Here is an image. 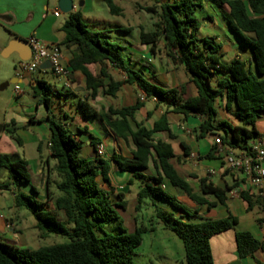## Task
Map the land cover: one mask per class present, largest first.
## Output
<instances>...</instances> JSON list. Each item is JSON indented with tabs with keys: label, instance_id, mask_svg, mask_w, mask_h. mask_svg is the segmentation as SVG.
Instances as JSON below:
<instances>
[{
	"label": "trees",
	"instance_id": "obj_1",
	"mask_svg": "<svg viewBox=\"0 0 264 264\" xmlns=\"http://www.w3.org/2000/svg\"><path fill=\"white\" fill-rule=\"evenodd\" d=\"M105 1L113 14H120L122 8L114 0ZM156 1L159 3L145 7L157 18L155 28L150 31L142 29L140 40L149 45L152 54L157 53L159 43L164 41L168 56L185 67L197 93L183 98L184 85L179 89H167L149 81L141 71L127 64L123 55L125 47L113 42L108 32L89 28L80 10L70 12L61 27L65 36L60 45L71 52L69 66L72 72L80 71L85 75L90 98L95 99L99 90L115 96L123 84L137 85L144 91L145 98H154L156 106H164L165 111L149 129L136 119V114L144 107L142 98L132 105L109 107L100 113L88 103L80 102L86 116H98L117 138L134 146L129 155L114 153L106 158L95 153L93 157H84L81 155L82 142L63 121L68 115L57 117L52 110L51 86L44 79L35 77L30 80L33 96L38 98L37 105H44L47 109L40 122L47 123L50 130L49 146L58 177L54 180L56 192L53 194L49 190L47 199L42 200L22 191L19 187L31 181L29 162L6 153H0V168L8 171V178L0 182V189L12 190L15 205L33 214L43 237L58 233L70 241L31 249L13 246L0 238V264H134L135 249L150 229L141 225L133 232H127L123 227L117 207H126L124 193H116L113 187H103L104 182L111 185L112 163L121 171L132 173L133 179H146L138 192L137 211L144 200L149 199L153 203H167L190 215L177 198L167 192L165 181L181 189L198 205L214 208L218 203H226L231 187L224 189L206 177H199V192H195L173 163L172 144L156 139L155 135L167 132L171 139L176 137L168 119V113L173 112L181 114L183 120L190 116L201 117L197 137L219 134L217 136H221L224 143L235 149H249V141L260 136L256 122L264 112V0H208L218 7L242 47L252 54L253 61L237 55L228 63L224 61L225 52L216 37L200 33L202 22L197 12L203 10L206 0ZM91 64L111 65L123 71L126 78L115 81L104 67L95 75L88 67ZM215 76L220 77L213 86ZM105 78L110 79L107 84ZM68 92L71 93L72 89ZM218 100L224 101L225 109L233 111L241 125L227 120L217 121ZM151 116L153 111H148L147 117ZM4 130L22 144L16 127L7 128L5 125ZM99 143L100 138L92 137V146L96 148ZM182 147L187 148L183 143ZM204 158H215V154L211 150ZM150 162L156 168L157 176L146 175ZM33 190L36 192L34 187ZM240 194L249 211L255 207L264 211L263 198L248 191ZM208 195H212L215 201L209 200ZM156 214L164 227L174 231L183 241L186 264H214L211 238L234 229L238 224L237 216L231 212L225 218L199 222L186 221L160 207H156ZM113 222H117L119 232L106 230V225ZM236 243L240 258L254 255L264 248V243L249 231H237ZM257 262L262 264L259 260Z\"/></svg>",
	"mask_w": 264,
	"mask_h": 264
},
{
	"label": "crops",
	"instance_id": "obj_2",
	"mask_svg": "<svg viewBox=\"0 0 264 264\" xmlns=\"http://www.w3.org/2000/svg\"><path fill=\"white\" fill-rule=\"evenodd\" d=\"M52 1H54L53 5L55 8L53 12H55V10L59 9V0H51V2ZM74 6L75 7L73 11L78 10L75 2ZM61 13L62 11L60 10L59 16H61ZM13 16L14 15L12 14L11 17L3 16V18L10 20L13 18ZM54 16L56 15L54 14ZM207 16L209 17L208 14ZM47 19V13L42 14L38 27L34 28L29 37L24 34H17L18 36H15L12 40H28L31 36H35L47 44H58L62 49L63 62L65 61V65L70 67L69 60L71 58V52L66 47L60 45L65 35L60 36L57 34V32H63L61 27L64 23L60 24V26H57L54 24V21L52 23H46ZM221 21L223 23V29L225 30L224 43L222 42V38L220 36L212 35L213 32L210 29L207 32V35L215 36L216 42L222 45V49L225 52L224 61L228 63L237 55H240L245 60L253 61L251 51L242 47L241 43L231 32L223 18ZM127 30H131V28L128 27ZM137 41L138 42L130 43L128 47H125L128 51L125 58L129 66L135 70L141 71L149 81L164 88L179 89L182 85H184L185 89L184 94L182 95L183 98L193 96L197 93L196 86L191 81V76L185 70V67L179 63H176L171 59V57L168 56L164 41L159 43L162 45V47H158L156 54L151 53L149 45L140 43V40ZM21 53H23V50H21ZM17 54L21 60L19 53ZM88 67L95 75L99 74L101 68L104 67L115 81H122L126 78V74L123 71L114 68L111 65L91 64ZM49 72L53 74L51 70L46 69L45 71L41 70L34 74L24 75V77L20 79L22 80V83L27 84L32 89V87L29 85V81L35 77L44 79L39 77L38 73L45 74ZM219 77L220 76H215L213 78V86H216ZM109 81V78L104 79L105 84H107ZM72 82L73 89L71 95L74 97L75 101L71 102V107L73 108L74 112L72 115H70L68 112L64 111L61 115H68V117L63 121L69 124L70 129L76 134L77 139L82 142L81 155L84 157H93L96 153V148L91 145L92 137L100 138L101 143L105 145L106 158H110L114 153L129 155L134 146L131 142L125 143V141L117 138L106 125V123L98 116H86L82 112L80 102L83 101L88 103V105L91 106L93 110L100 113L109 107L122 108L124 106L132 105L136 103L139 98H142L144 99V107L136 114V119L139 122H143L144 125L149 129L154 126V122L165 111L164 106H156L157 102L154 98H145L144 91L141 90L137 85L123 84L115 96L105 95L103 94L102 90H99L96 98L92 100L89 96V90L86 89V78L83 73L80 71L72 72ZM37 99L38 98L33 96V104H36V108L39 111L41 109V114H39V116H34L32 114L28 115V121L22 126H18L14 119H11V121L6 125L7 128L16 127L17 134L18 130L21 128L25 130L24 137L18 134L22 139V144H17L23 147V149L27 143L31 144L35 149L36 154H32V158H30L27 156L25 150H23L24 155L21 156L14 146H12L11 150L2 148H0V150L1 153L12 154L17 158H24L29 162L31 181L29 184H24L19 188L30 195L42 200H46L49 190L53 194L56 192L54 183V180L56 179V162L51 157V150L49 146L50 130L47 123L40 122V120L46 116L47 109L44 105L38 106ZM148 111H153V116L147 117ZM218 114L221 116V119H217V121L227 120L234 125H241L240 120L234 115V112H229L225 109L224 101L218 100L217 116ZM168 119L170 122L171 131L176 137L171 139L167 132H160L155 135V138L170 142L172 144L175 153L173 163L175 164L178 172L189 181L195 192H199V177H206L224 189L227 187H231L232 189L227 192L226 203H218L214 208H208L206 205H198L197 203L193 202L186 193H181V191L176 189V193L180 192V194H184V196L186 194L188 199L192 201L190 202V206L192 207L190 215L184 214L181 210L175 209L173 206L159 201L153 203V201L145 199L143 203L146 204L147 200H149L148 205L150 204L154 206L155 214L156 207H160L165 211L173 213L177 217L193 222H199L207 219L225 218L231 212L238 218V224L236 227L234 229H229L227 231L218 233L211 238L214 264H258L257 260L264 264V248L257 250L254 255H248L246 257L240 258L237 254L236 243L237 231H249L264 243V211L258 207H255L252 211H249L247 209V202L241 197L240 194L241 191H248L250 194L263 198L260 195L258 189L251 185L248 177L242 170L229 168L222 158L216 155L215 158L212 159L204 158V156L212 150L215 137L219 134H208L204 137H197L199 133V126L202 122L201 117L190 116L187 120H183V116L181 114L169 112ZM11 122L13 124H11ZM256 129L260 135L264 136V112L260 113V116L256 122ZM3 131L6 132L4 129ZM101 132H104L105 135H102ZM182 143L187 147L186 150L182 147ZM146 175H158V172L152 162L149 163V170L146 172ZM109 176L111 185H108L104 182L103 187L105 189H110V187H113L115 188L116 193H124L125 200L128 197V194L131 192H134L138 198V192L141 188V185L143 184V181L146 180L133 179L132 173L121 171L115 163L111 164ZM130 180H132V182H130ZM47 181H50V184H48ZM164 186L166 190H169L173 187L167 181L164 182ZM33 187L36 189V192L33 190ZM11 188L14 189L15 187L11 186ZM1 191H9L14 198L12 190ZM177 197H180L179 194H177L176 198ZM206 197L211 201H215V198L212 195H208ZM137 212L138 214L142 212V206ZM19 216L26 217V215L16 214L15 212L10 214V216H0V230L4 234H14L8 238L10 241L8 243L13 246H16L17 243H22L20 242L21 239L16 236L17 234L22 233V230L19 228V222L21 221ZM60 216L63 217V214L60 213ZM9 225H12V227L9 228Z\"/></svg>",
	"mask_w": 264,
	"mask_h": 264
},
{
	"label": "rangeland",
	"instance_id": "obj_3",
	"mask_svg": "<svg viewBox=\"0 0 264 264\" xmlns=\"http://www.w3.org/2000/svg\"><path fill=\"white\" fill-rule=\"evenodd\" d=\"M159 1L165 2L168 0ZM74 2L78 10L81 11L84 23L89 28L108 32L113 42L124 47H128L130 43L138 42L141 30H153L155 28L154 23L157 21L155 15L145 10V7L158 4L159 2L156 0H114L115 4L122 8L120 14H113L105 0H74ZM53 4L54 1L51 2V0H0V124L3 125V129L11 119H14L18 126H22L28 121V115L39 116L41 114V109L39 111L36 108V104H33L34 92L27 84L20 82L5 85L13 77L18 76L20 59L16 52L7 57L2 52L10 40L18 36L17 34H24L29 37L34 28L38 27L42 14L47 13L48 19L46 23L54 21L57 26L64 23L68 19L69 13L62 12L61 16H54L55 6ZM12 14L14 16L10 20L3 18V16L11 17ZM207 14L211 16L212 21ZM197 15L202 22L201 34L203 36L207 35L210 29L213 32L212 35L220 36L224 43L225 30L223 29L222 16L219 9L206 0L203 10L198 11ZM128 27L131 30H127ZM57 34L60 36L64 35L63 32H57ZM140 43H142L141 40ZM159 47L161 48L162 45L159 44ZM127 53L128 51L125 48L123 55L127 56ZM63 64L65 65V61ZM38 76L44 78L51 86L49 93L52 99V110L55 115L60 117L64 111L72 115L74 110L71 107V102L75 100L63 82L51 72L38 73ZM16 86L22 91L19 96L15 95ZM217 119H221L219 114ZM11 124L13 123L11 122ZM18 134L24 137L25 130L21 128L18 130ZM101 134L105 135L104 132H101ZM12 146L16 147L21 156L24 155L23 150L30 158H32V154H36L31 144L27 143L23 149L2 130L0 132V148L11 150ZM7 178L8 171L5 168H0V182L6 181ZM176 189L184 193L174 186L169 190L167 189V192L175 197L179 194L180 197H177L179 204L191 212L190 202L192 201L188 199L186 194L184 196L180 192L176 193ZM126 201L125 208L117 207L125 230L133 232L136 226L141 225L150 229L144 233L141 245L135 249L134 264H186L183 241L174 231L164 227L163 222L154 212V206L148 205L149 200H147L146 204H142V212L139 214L136 210L138 198L134 192L128 194ZM14 212L26 215V217L19 216L21 220L19 228L22 233L16 236L21 239L20 242L22 243H17V247L38 249L70 241L67 236L58 233H50L48 236L43 237L41 231L36 227V219L33 214L26 208L16 207L13 195L9 191L0 190V216H10ZM68 227L72 228V225H68ZM106 230L113 233L120 231L117 227V222L107 224ZM12 235L14 234H4L0 230V238L3 242H10L8 238Z\"/></svg>",
	"mask_w": 264,
	"mask_h": 264
},
{
	"label": "built area",
	"instance_id": "obj_4",
	"mask_svg": "<svg viewBox=\"0 0 264 264\" xmlns=\"http://www.w3.org/2000/svg\"><path fill=\"white\" fill-rule=\"evenodd\" d=\"M54 14L59 16L60 10H55ZM28 43L31 56L27 60H20L18 77L22 79L24 75L49 69L58 79L63 81L66 88L72 89V69L63 64L61 47L58 44H47L35 36H31ZM45 62H49L48 68L41 67ZM21 94L22 91L16 86L15 95ZM248 147L249 149L245 151L232 148L221 140V136H216L212 151L216 156L222 158L229 168L242 170L251 185L258 189L264 199V136L260 135L250 140ZM96 154L98 157H105L106 149L103 143L96 146ZM11 227L12 225H9V228Z\"/></svg>",
	"mask_w": 264,
	"mask_h": 264
},
{
	"label": "water",
	"instance_id": "obj_5",
	"mask_svg": "<svg viewBox=\"0 0 264 264\" xmlns=\"http://www.w3.org/2000/svg\"><path fill=\"white\" fill-rule=\"evenodd\" d=\"M58 7L59 9L64 13H70L74 9V1L73 0H59L58 1ZM21 50H23V53H21ZM13 52H17L20 55V58L22 60H27L31 56V49L28 43V40L25 39H14L11 40L8 45L4 48L2 54L4 56H9ZM50 66L49 62H45L42 64V68H48ZM22 80L19 77H13L10 81L5 83V85H9L11 83H20ZM3 130V125L0 124V132Z\"/></svg>",
	"mask_w": 264,
	"mask_h": 264
}]
</instances>
